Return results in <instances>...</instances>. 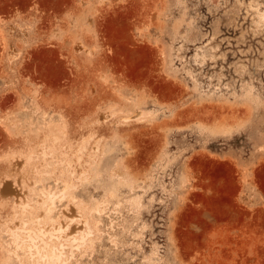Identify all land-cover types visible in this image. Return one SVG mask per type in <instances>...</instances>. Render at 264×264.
<instances>
[{
  "label": "rangeland",
  "instance_id": "374dc122",
  "mask_svg": "<svg viewBox=\"0 0 264 264\" xmlns=\"http://www.w3.org/2000/svg\"><path fill=\"white\" fill-rule=\"evenodd\" d=\"M0 264H264V0H0Z\"/></svg>",
  "mask_w": 264,
  "mask_h": 264
},
{
  "label": "bare ground",
  "instance_id": "6f19581e",
  "mask_svg": "<svg viewBox=\"0 0 264 264\" xmlns=\"http://www.w3.org/2000/svg\"><path fill=\"white\" fill-rule=\"evenodd\" d=\"M9 191H10V192H13V189H12L11 187H9ZM19 191H20V190H19ZM19 191L14 193V194H15V197H17L16 194H19ZM48 197H49V196H48ZM49 199H50V198H49ZM49 199H48V200H49ZM48 200H47V199H45V200H40L41 208H43V211H41L42 214H41V216H40V219H45V218H47V216H49L48 213H52V211H53V209L51 208V206H50ZM51 202H52V201H51ZM52 204H54V202H52ZM18 206H19V205H18ZM43 212H45V214H44ZM70 213H71V212H70ZM43 214H44L45 216H44ZM68 216H69V215H68ZM68 216H67V217H68ZM73 216L76 217L75 214H74ZM73 216H72V217H73ZM69 217H70V216H69ZM50 219H52V221L54 222L53 218H50ZM56 220H57V219H55V221H56ZM56 223H58V220H57ZM64 223H65V222H64ZM64 223H62V221H60V222H59V225H60L59 227H60V228H66V226H65ZM85 223H86V222H85ZM53 250H54V249H53ZM51 251H52V249H51ZM56 251H57V250H56ZM52 254H53V253H52ZM57 254H59V253H57ZM48 255H49V254H48ZM53 255H54V254H53ZM55 255H56V254H55ZM55 255H54V256H55ZM51 256H52V255H51ZM58 256H59V255H58ZM51 258H53V256H52ZM56 259H57V258H56ZM56 259H55V260H56ZM59 259H60V258H59ZM59 259H58V260H59ZM53 260H54V259H53ZM51 263H53V262H51Z\"/></svg>",
  "mask_w": 264,
  "mask_h": 264
}]
</instances>
